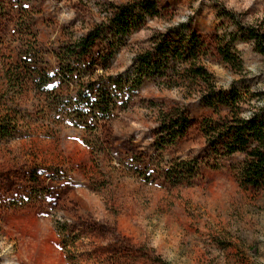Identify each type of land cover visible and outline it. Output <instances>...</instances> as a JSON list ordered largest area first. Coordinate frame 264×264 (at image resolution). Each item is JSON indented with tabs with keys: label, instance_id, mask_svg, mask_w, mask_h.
I'll use <instances>...</instances> for the list:
<instances>
[{
	"label": "rangeland",
	"instance_id": "1",
	"mask_svg": "<svg viewBox=\"0 0 264 264\" xmlns=\"http://www.w3.org/2000/svg\"><path fill=\"white\" fill-rule=\"evenodd\" d=\"M126 1L0 0V122L11 131L0 134V264H264V187L241 186L243 154L211 158L199 124L213 113L199 98L146 79L116 89L111 119L98 126L58 106L75 92L55 76L62 44ZM156 3L160 16L120 46L107 81L118 85L152 33L187 21L213 48L218 37L241 59L235 72L211 51L205 65L219 86L244 79L264 89L263 56L219 16L225 9L242 24L264 25V0ZM26 54L32 65L20 91L6 77H16ZM175 107L186 109L191 126L159 148L158 118ZM191 159L199 162L195 176L189 170L180 184L166 178Z\"/></svg>",
	"mask_w": 264,
	"mask_h": 264
},
{
	"label": "trees",
	"instance_id": "2",
	"mask_svg": "<svg viewBox=\"0 0 264 264\" xmlns=\"http://www.w3.org/2000/svg\"><path fill=\"white\" fill-rule=\"evenodd\" d=\"M159 16L156 0L111 4L102 21L78 38L62 44L55 76L74 86L75 92L69 105L58 106L75 110L80 119L91 116L98 126L111 119L118 91L127 85L135 88L146 79H152L162 87L181 89L185 94L199 98L212 110V116L203 118L199 124L211 158L219 161L236 153L243 154L238 174L241 186L264 187V89L251 90L244 79H234L227 87L219 86L205 65L214 49L225 64L240 72L241 59L228 43L216 37L213 48L187 21L178 22L155 31L134 51L130 68L115 77L118 85L107 81L111 58L120 46L129 35L141 30L148 19ZM219 16L236 25L234 38L240 35L250 40L264 58L263 24H242L233 12L225 9L220 10ZM20 58L15 68L17 74L13 71L16 77L9 75L6 79L16 84L20 91H25L29 78L23 71L32 65V57L26 54ZM190 126L186 109L175 107L162 111L156 129L158 147L164 148L183 138ZM10 132L9 126L0 122V134L6 136ZM189 170L190 177L199 172L197 159L179 161L166 171V178L180 184ZM30 180L37 183V175H30Z\"/></svg>",
	"mask_w": 264,
	"mask_h": 264
}]
</instances>
